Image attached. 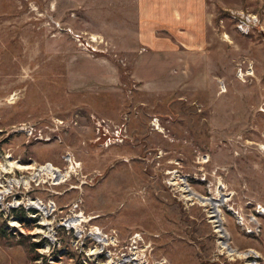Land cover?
Returning <instances> with one entry per match:
<instances>
[{
    "label": "rangeland",
    "instance_id": "1",
    "mask_svg": "<svg viewBox=\"0 0 264 264\" xmlns=\"http://www.w3.org/2000/svg\"><path fill=\"white\" fill-rule=\"evenodd\" d=\"M257 14L244 36L220 13L206 57L149 88L134 0H0V264H33V242L38 264H264ZM45 164L65 179L15 166Z\"/></svg>",
    "mask_w": 264,
    "mask_h": 264
},
{
    "label": "crops",
    "instance_id": "2",
    "mask_svg": "<svg viewBox=\"0 0 264 264\" xmlns=\"http://www.w3.org/2000/svg\"><path fill=\"white\" fill-rule=\"evenodd\" d=\"M134 1L137 47L143 48L139 62L144 64L149 88L155 87V79L173 78L170 69L206 57L204 50L218 42L215 23L227 8L264 13L260 0Z\"/></svg>",
    "mask_w": 264,
    "mask_h": 264
},
{
    "label": "bare ground",
    "instance_id": "3",
    "mask_svg": "<svg viewBox=\"0 0 264 264\" xmlns=\"http://www.w3.org/2000/svg\"><path fill=\"white\" fill-rule=\"evenodd\" d=\"M66 160L67 161H71V159H69V158L66 159ZM70 163L72 164L70 166V168H75L74 166L78 165L77 162L71 161ZM9 166H12V165L9 164ZM15 166L17 168L24 169V170H35L31 177L23 180V184H25V185L29 184V182L32 181L34 178H38L41 174H49L50 175L49 177H51L53 179V181H55V182H58V181L60 182V181L64 180L65 176L67 175V172L62 174L61 171L58 168L54 167L51 164H45V166H42L39 169H36L34 165H30V166H27V167H22V166H19V165H15ZM19 183H20V181H16L15 182V184H19ZM181 190L184 193H186V198L188 200L196 199V200H198L200 202V204H203V205L209 204L211 206V210L209 211L210 221L214 223V227L219 232V235L221 237H224V232L222 231V228H221V226L219 224L220 219H219V213H218L219 212L218 206L220 204L217 201H215L214 199H212V198L208 199V198H203L201 196H198L196 194L193 195L189 191V188H187L186 185L183 186ZM30 204H33V205L35 204L36 206H38L39 203L38 202H30ZM39 207H42V209L44 210L43 206H39ZM258 211L260 212V210H258ZM81 217L82 216H80V215H74V216L70 217L68 219V225L71 226V227H75L78 224V218L80 219ZM96 233L99 234V232H96ZM222 245L225 246V242L222 243ZM228 253H232V251H229Z\"/></svg>",
    "mask_w": 264,
    "mask_h": 264
},
{
    "label": "built area",
    "instance_id": "4",
    "mask_svg": "<svg viewBox=\"0 0 264 264\" xmlns=\"http://www.w3.org/2000/svg\"><path fill=\"white\" fill-rule=\"evenodd\" d=\"M225 15V19H228L229 21H231V23L233 24L234 28L241 34L244 36H248L250 35L252 32H255V30L259 29L260 26V18L258 17L257 14L255 13H249L248 11H245L243 9H228ZM220 21H223V19H221ZM249 69H251V66L248 67V70L246 71V73H249ZM241 70V68L239 69ZM158 119L156 117L152 118L151 120V124L153 126H155V128H157L158 126ZM97 127L98 129H102V136L103 138H105V141L110 138L111 136L108 134V132L106 131V129H104V127L102 126V124L100 122H97ZM119 132L117 131V134H113V136H118ZM260 210V212L258 211ZM256 212L258 214H262L264 215V207L263 206H257ZM255 222L252 223V225H250L249 227L245 224V221L243 219V217L240 218V222L239 224L245 228V232L247 234H253V233H258L260 231L259 228V223H257L256 220H254ZM94 234L98 235V233ZM140 238V234H135L134 235V239L138 240ZM136 242V241H134Z\"/></svg>",
    "mask_w": 264,
    "mask_h": 264
},
{
    "label": "trees",
    "instance_id": "5",
    "mask_svg": "<svg viewBox=\"0 0 264 264\" xmlns=\"http://www.w3.org/2000/svg\"><path fill=\"white\" fill-rule=\"evenodd\" d=\"M14 210V209H13ZM17 219L23 223L24 222V218L22 217V215H20L19 217H17ZM3 228H0V237H1V234L2 233H5L4 229L2 230ZM42 243L40 242H33L31 245H32V250H33V253L31 254V261L33 262V264H38V263H34L36 262L37 260L39 259H42L43 255L38 253L37 252V249L41 246ZM44 264H49L47 263V261L45 260L44 261Z\"/></svg>",
    "mask_w": 264,
    "mask_h": 264
}]
</instances>
